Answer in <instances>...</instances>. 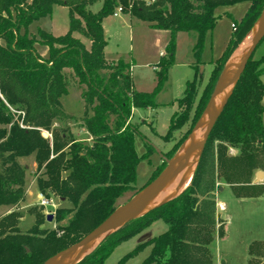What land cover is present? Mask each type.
I'll return each mask as SVG.
<instances>
[{
  "label": "trees",
  "instance_id": "trees-1",
  "mask_svg": "<svg viewBox=\"0 0 264 264\" xmlns=\"http://www.w3.org/2000/svg\"><path fill=\"white\" fill-rule=\"evenodd\" d=\"M100 1L99 12L93 13L89 7ZM240 3L250 4L249 8L233 23L232 38L212 63L196 105L201 79L194 76L185 83L184 96L175 101L184 112L170 118L164 139L184 127L191 112L193 124L200 117L231 53L263 11L264 0H0V207L24 201L26 168L19 161L27 157L36 165L37 192L70 204V209H56L53 230L42 228L46 218L41 212H33V226L26 232L19 229L18 212L0 218V264H44L101 225L121 207L122 198L130 200L142 190L134 189L135 172L142 159L149 160L152 149L147 145L142 157L136 155L133 111L160 107L156 97L167 84L177 34L195 33L192 55L201 62L206 37L218 22L216 10ZM53 7L68 9L67 33L56 37L39 29L30 35V25L50 17ZM118 8L149 29L168 34L154 69L152 93L134 90L130 64L104 57L102 22ZM37 46L46 48V57ZM253 56L209 135L187 189L107 237L78 264H105L117 247L156 221L166 224L167 230L140 243L117 264H126L146 249L149 253L141 264H214L216 240L223 238V223L210 197L215 184L230 186L236 199H255L264 193V185L252 183L256 172L264 173V56L257 60ZM68 70L81 91L85 113L80 124L90 142L76 140L67 127L73 118L64 113L60 100L68 95ZM228 148L238 155L230 157ZM175 151L165 159L171 160ZM165 166V162L157 166L145 186ZM247 252V264H264V242L251 244Z\"/></svg>",
  "mask_w": 264,
  "mask_h": 264
},
{
  "label": "rangeland",
  "instance_id": "rangeland-1",
  "mask_svg": "<svg viewBox=\"0 0 264 264\" xmlns=\"http://www.w3.org/2000/svg\"><path fill=\"white\" fill-rule=\"evenodd\" d=\"M249 5L248 3H240L233 5V7L218 8L216 10L215 16H219L218 22L213 32L207 36L206 48L203 52L201 62H197L192 55V49L196 42L195 33H184L177 35L175 38V58L172 66L168 70V81L164 88L165 90L156 97V103L160 107L153 111L137 109L130 119L131 125L138 129V133L134 137L136 155L142 157L146 152L147 145L152 149L149 160L142 159L136 168L134 189L137 191L149 182L154 174V169L163 164L161 155L165 158L170 152L176 150L173 153L175 156L176 152L187 141L189 135L199 123L208 104L194 124L191 112L184 127L173 131L169 137L163 138L168 130L169 118L174 111L169 103L173 100L181 99L184 96L185 83L192 81L195 76L196 80L201 79L199 93L195 100L196 105L211 72L209 62L218 59L222 55L221 53L225 48V44L232 38L233 23L240 21L248 10ZM100 6L101 1L89 8L93 13H97L100 10ZM102 24L104 26V37L107 41L105 48L106 60L108 62L123 60L130 64L134 90L152 93L155 87L154 69L160 60L161 54L164 52L166 44L165 37L160 33L148 31L147 24L135 18H130V16L125 14H120L117 18L111 16L103 20ZM68 28V9L53 7L51 16L34 22L28 28V33L34 36L41 29L59 37L64 36ZM74 37L79 38L77 35H74ZM81 41L85 42L86 46L89 47L88 41L82 39ZM36 48L40 55H47L46 48L42 46H37ZM263 56L264 40L254 51L253 58L257 60ZM65 74L67 75L68 81V95L62 97L60 100L63 111L65 114L70 115L71 113L75 117L82 116L85 113V108L80 97L76 96V93H81V91L71 72L68 70L65 71ZM261 81L264 84V76ZM262 103L264 107V100ZM183 112L184 109L178 106L174 115L180 116ZM81 120L82 118L75 122H68L67 124L71 123L73 125H68L67 127L71 132L72 129L80 131ZM227 153L230 157H236L238 155V152L232 148H228ZM19 163L26 168L25 199L22 203L14 207H0V218L9 212H18L21 215V220L18 225L19 229L21 232H26L33 226L34 211L41 212L45 218L50 214L54 218L56 209H70V204L60 201L58 198H52L54 208H42L38 206L34 159L32 157L23 158ZM257 173H255L252 183H254ZM263 181L264 179L258 185H264ZM210 197L214 198L216 203V217L223 223L221 226V228L223 227V238L216 240L213 251L216 259L215 264H247L249 260L248 247L256 242H264V193L255 199H236L230 186L217 182L214 190L210 193ZM128 199L129 196L122 198L119 205L122 206ZM218 203L224 204V207L222 209L220 208L221 210L219 212H217ZM65 223L66 220L59 225H65ZM56 226L57 224L54 223V219L51 223H47L45 220L42 228L53 230ZM166 230V224L156 221V223L140 233L139 236L117 247L105 264H117L124 258V255L131 252L143 240L147 241L155 238ZM148 253L149 249H146L126 264H141L148 256ZM261 261L264 262V258Z\"/></svg>",
  "mask_w": 264,
  "mask_h": 264
},
{
  "label": "water",
  "instance_id": "water-1",
  "mask_svg": "<svg viewBox=\"0 0 264 264\" xmlns=\"http://www.w3.org/2000/svg\"><path fill=\"white\" fill-rule=\"evenodd\" d=\"M256 20L257 21L253 24L250 31L235 47L234 51L231 53L232 55L224 65L223 71L215 85L214 92L207 103L208 105L187 141L171 160H167L161 155L163 162L166 164L165 169L161 171L154 181L142 188L137 195L122 204V206L111 214L101 225L90 231L89 234L80 239L77 243H74V245L50 257L44 264H67L69 262H72L71 264H78L103 243L107 237L123 229L129 222L138 219L180 195L164 203L155 205L156 200L167 191L171 181L176 178L181 170L197 155V160L192 170V180L211 131L218 122L219 116L227 105V101L232 96L236 84L245 71L244 69L247 63L254 54L257 46L264 40V9ZM218 91L219 95L217 96ZM207 115L209 116L207 120H205ZM41 135L44 139L48 138L46 132H42ZM263 179L264 173L258 172L253 185L258 184ZM52 220L53 215L50 214L46 216L47 223H51ZM89 250L90 252H88Z\"/></svg>",
  "mask_w": 264,
  "mask_h": 264
},
{
  "label": "crops",
  "instance_id": "crops-1",
  "mask_svg": "<svg viewBox=\"0 0 264 264\" xmlns=\"http://www.w3.org/2000/svg\"><path fill=\"white\" fill-rule=\"evenodd\" d=\"M51 16V15H50ZM47 18H49V17H47ZM103 23V22H102ZM103 26V25H102ZM103 30H104V26H103ZM148 31H153V32H155V33H160L161 35H163L164 37H165V39H166V44H167V42H168V34L166 33V32H162V31H157V30H153V29H149V27H148ZM177 35H181V34H177ZM177 37V36H176ZM207 38V37H206ZM231 40V39H230ZM230 40H229V42H230ZM228 42V43H229ZM206 43H207V40H206V42H205V46H204V49H203V52H204V50H205V48H206ZM228 43H226L225 44V48H226V46L228 45ZM166 44H165V46H166ZM165 48V47H164ZM225 48H224V50H225ZM224 50H223V52H224ZM47 51V50H46ZM203 52H202V56H203ZM222 52V53H223ZM221 53V54H222ZM161 55H163V54H161ZM42 56V55H41ZM222 56V55H221ZM221 56H219L218 57V59L221 57ZM42 57H46V55L45 54H43V56ZM104 57H105V50H104ZM161 57V56H160ZM106 58V57H105ZM218 59H216V60H211L210 62H209V66L211 67V70H212V63H214V62H216ZM117 62V61H116ZM210 70V71H211ZM212 72V71H211ZM211 72H210V74H211ZM210 76V75H209ZM264 76V75H263ZM262 76V77H263ZM262 77H261V79H262ZM209 78V77H208ZM262 82V81H261ZM263 86H264V84H263ZM165 90V89H164ZM139 92H141V91H139ZM76 96L77 97H80L81 96V93H76ZM80 99H81V97H80ZM178 100V99H177ZM263 100H264V96H263V98H262V102H263ZM175 101L176 100H173V101H171L170 103H169V105L170 106H172V110H174L173 111V113L171 114V116H170V118L175 114V112L177 111V105H176V103H175ZM261 102V103H262ZM262 105H263V103H262ZM137 110V109H136ZM136 110H134L133 111V113H135V111ZM147 110H150V109H147ZM263 110H264V107H263ZM151 111H153V110H151ZM67 116H71L73 119L72 120H70V122H75L76 120H78V119H80V118H83V116L84 115H79L78 117H75L74 115H72L71 113H70V115H68V114H66ZM133 115V114H132ZM263 116H264V112H263ZM263 116H262V119H263ZM170 118H169V121H170ZM264 120V119H263ZM264 122V121H263ZM67 125H69V126H72L73 124H67ZM169 127V126H168ZM72 134H73V136L75 137V139L76 140H78V141H83V142H90V136L86 133V131L84 130V129H80V131H75V129L73 130L72 129ZM21 159H23V158H21ZM34 168H36V165L34 164ZM37 194H38V192H37ZM224 207V204L223 203H218L217 204V212H219L222 208L221 207ZM221 208V209H220ZM143 239V238H142ZM151 240V239H150ZM218 240V239H217ZM147 241H149V240H147ZM143 242H146V240H143ZM215 262H216V259H215V254H214V264H215Z\"/></svg>",
  "mask_w": 264,
  "mask_h": 264
},
{
  "label": "bare ground",
  "instance_id": "bare-ground-1",
  "mask_svg": "<svg viewBox=\"0 0 264 264\" xmlns=\"http://www.w3.org/2000/svg\"><path fill=\"white\" fill-rule=\"evenodd\" d=\"M218 95H219V91L217 93V96ZM208 116L209 115L206 116L205 120H207ZM196 160H197V155L194 156V158H192V160L187 164V166L181 170L180 174L171 181V183L168 186L167 191L159 199L156 200L155 205L164 203L165 201H168L178 196L184 190H186V188L188 187L190 183L191 176L193 173L192 170H193ZM90 250L88 252H90ZM71 263L72 262H69L67 264H71Z\"/></svg>",
  "mask_w": 264,
  "mask_h": 264
},
{
  "label": "built area",
  "instance_id": "built-area-1",
  "mask_svg": "<svg viewBox=\"0 0 264 264\" xmlns=\"http://www.w3.org/2000/svg\"><path fill=\"white\" fill-rule=\"evenodd\" d=\"M120 14H122V8H118L116 9V12L113 14L114 18H117V16H119ZM235 29L234 24L232 25V31ZM48 135V134H47ZM30 194H32L30 192ZM37 199H38V206L42 207V208H54V204H53V199L52 198H46L43 194H41L40 192L37 194Z\"/></svg>",
  "mask_w": 264,
  "mask_h": 264
}]
</instances>
